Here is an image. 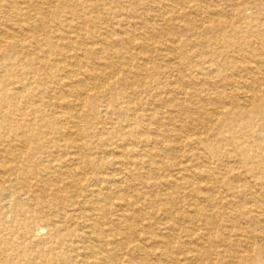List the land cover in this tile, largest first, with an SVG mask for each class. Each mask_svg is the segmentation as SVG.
Listing matches in <instances>:
<instances>
[{
    "label": "bare ground",
    "instance_id": "6f19581e",
    "mask_svg": "<svg viewBox=\"0 0 264 264\" xmlns=\"http://www.w3.org/2000/svg\"><path fill=\"white\" fill-rule=\"evenodd\" d=\"M0 264H264V0H0Z\"/></svg>",
    "mask_w": 264,
    "mask_h": 264
},
{
    "label": "rangeland",
    "instance_id": "374dc122",
    "mask_svg": "<svg viewBox=\"0 0 264 264\" xmlns=\"http://www.w3.org/2000/svg\"><path fill=\"white\" fill-rule=\"evenodd\" d=\"M187 164L189 165L190 163L188 162ZM161 215H162V214L159 215V216H160L159 220L162 219Z\"/></svg>",
    "mask_w": 264,
    "mask_h": 264
}]
</instances>
